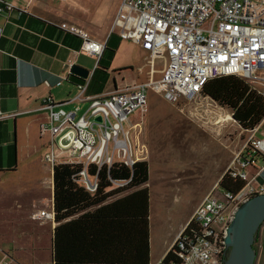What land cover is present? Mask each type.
<instances>
[{"label":"built area","instance_id":"1","mask_svg":"<svg viewBox=\"0 0 264 264\" xmlns=\"http://www.w3.org/2000/svg\"><path fill=\"white\" fill-rule=\"evenodd\" d=\"M13 9L7 0H0V15ZM60 27L81 38V52L101 57L103 43L68 24ZM111 31L147 53L152 70L155 62H161L160 78L106 96H86L85 79L66 103L56 104L47 97L39 108L45 113L40 135L48 137L43 161L51 171L58 165L79 166L74 181L91 195L98 184L96 176L87 174L89 166L99 171L114 164L132 168L145 161L147 150L137 137L143 131L148 90L172 103L201 97L194 108L221 110L215 116L223 122L234 121L233 112L202 94L208 81L236 77L264 97V0H121ZM84 102L89 106L81 116L78 106L70 111L62 108ZM224 109L231 114L228 111L223 117ZM136 112L137 120L130 122ZM262 123L264 118L250 130L236 123L248 133L246 142L233 154L224 174L195 208L168 252L152 264H225L230 251L226 238L236 211L251 197L264 194ZM260 132L263 137L257 138ZM225 175L242 187L236 192L222 190L219 184ZM31 219L54 224L51 201ZM168 253H172L169 259Z\"/></svg>","mask_w":264,"mask_h":264},{"label":"crops","instance_id":"2","mask_svg":"<svg viewBox=\"0 0 264 264\" xmlns=\"http://www.w3.org/2000/svg\"><path fill=\"white\" fill-rule=\"evenodd\" d=\"M7 1L14 9L0 15V187L4 186L8 175L15 176L24 171L33 173V165L42 163L51 174L52 205V171L43 157L38 158L41 147L46 150L48 141L47 136L40 135V124L45 117V113L39 111L41 101L51 97L56 104L66 103L76 95L77 85L83 84L85 79H88L86 96H106L125 86L145 82L124 84L122 76L132 65L117 69L111 65L119 46L131 43L122 40L116 31H110L121 0L116 2L115 13L106 19L87 7L88 0ZM64 15L71 18L72 27L104 44L100 58L81 52V38L60 27L68 20ZM137 50L142 64L145 52L139 47ZM75 65L88 72L86 78L71 73ZM111 70L115 77L108 83L106 75ZM42 139L45 141L40 144ZM4 196L2 192L0 264H47V252L50 264H53L52 241L57 224L33 221L32 214L39 211L35 209V204L32 211L30 205H25L18 196L12 195L13 202L9 204L5 203ZM181 229L182 226L178 227L172 240L157 256L152 257L150 249L151 264L168 252ZM254 246V264H264V226L256 234Z\"/></svg>","mask_w":264,"mask_h":264},{"label":"rangeland","instance_id":"3","mask_svg":"<svg viewBox=\"0 0 264 264\" xmlns=\"http://www.w3.org/2000/svg\"><path fill=\"white\" fill-rule=\"evenodd\" d=\"M88 1L87 7L104 19L116 11L117 0ZM64 17L68 20L62 23L71 26V18L68 15ZM137 48L132 43H122L112 59L111 65L114 68L132 65L122 76L124 84L133 81L146 83L158 80L161 76L163 64L155 62L152 70L147 53L142 55L140 64ZM140 65L143 66L138 68ZM112 71L106 75L108 83L115 77L112 76ZM146 97L147 111L143 131L137 138L147 150L143 162L148 166V182L143 187L147 188L149 194V248L152 257H155L172 240L178 227H184L204 196L224 174L233 154L246 142L248 133L243 132L234 123V119L223 122L216 117V111L222 113L221 110L194 108L195 103L202 100L201 97L194 102L181 100L172 103L152 90L147 91ZM85 103L87 102L64 106L63 109L68 111L78 106V116H81L89 106ZM228 111L224 109L223 117L229 115ZM138 114L139 112L132 114L130 122L136 121ZM261 129L264 130V123ZM256 137L262 138L263 135L260 132ZM44 141L42 139L39 143ZM44 148L41 147L38 158L42 159ZM32 169L33 173L24 171L15 176H7L4 186L0 187V194L5 193L6 204L13 202L12 195H15L25 205L29 204L32 211L34 207L36 210H44L50 205V171L42 163L34 164ZM116 187L118 185H113V188ZM45 256L46 263L50 264L49 253H45Z\"/></svg>","mask_w":264,"mask_h":264},{"label":"trees","instance_id":"4","mask_svg":"<svg viewBox=\"0 0 264 264\" xmlns=\"http://www.w3.org/2000/svg\"><path fill=\"white\" fill-rule=\"evenodd\" d=\"M202 94L231 110L244 130L253 129L264 118V97L239 78L210 80ZM79 171V166L71 165H58L52 170L57 224L53 264H150L149 194L143 187L148 182L147 163L138 162L132 168L114 164L99 171L89 166L87 174L96 176L98 184L93 195L75 183ZM219 186L236 192L242 184L225 175ZM167 256L169 259L172 253Z\"/></svg>","mask_w":264,"mask_h":264},{"label":"water","instance_id":"5","mask_svg":"<svg viewBox=\"0 0 264 264\" xmlns=\"http://www.w3.org/2000/svg\"><path fill=\"white\" fill-rule=\"evenodd\" d=\"M71 73L81 78L87 77V71L72 66ZM98 122L100 118L96 119ZM53 183V182H52ZM264 222V194L251 197L236 211L228 229L226 243L230 248L225 264H254L256 252L253 249L256 234Z\"/></svg>","mask_w":264,"mask_h":264}]
</instances>
